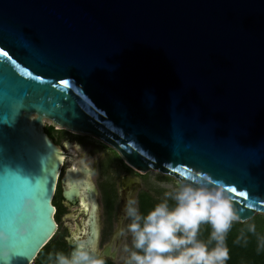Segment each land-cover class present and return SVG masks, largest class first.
Here are the masks:
<instances>
[{"label":"water","instance_id":"water-1","mask_svg":"<svg viewBox=\"0 0 264 264\" xmlns=\"http://www.w3.org/2000/svg\"><path fill=\"white\" fill-rule=\"evenodd\" d=\"M46 119L103 139L139 172L222 183L239 221L264 214V0H0V264H34L56 236L59 182L87 205L72 251L113 261L140 176L122 180L100 251L93 170Z\"/></svg>","mask_w":264,"mask_h":264},{"label":"clouds","instance_id":"clouds-1","mask_svg":"<svg viewBox=\"0 0 264 264\" xmlns=\"http://www.w3.org/2000/svg\"><path fill=\"white\" fill-rule=\"evenodd\" d=\"M169 200L174 205L170 206ZM27 210L34 212L30 207ZM125 213L131 221L127 226L131 247L125 248L128 256L124 264H225L229 259L227 234L233 223L240 220L224 185L200 180L179 182L146 215L140 213L137 201L129 197ZM203 223L212 229L209 243L198 239ZM29 227L30 222L22 224L20 234L27 233ZM249 230L254 232L255 225H250ZM8 238L0 230V240ZM212 242L214 246L210 247ZM47 258L49 264H106L101 255L82 246L69 254L49 253Z\"/></svg>","mask_w":264,"mask_h":264},{"label":"rangeland","instance_id":"rangeland-1","mask_svg":"<svg viewBox=\"0 0 264 264\" xmlns=\"http://www.w3.org/2000/svg\"><path fill=\"white\" fill-rule=\"evenodd\" d=\"M45 125H53V122L49 119L45 120ZM65 128L60 125H55L54 134L57 137L58 141L64 142L65 139H84V147L79 149V152L84 154V158L86 159L87 163L93 167H95L96 172L93 174V180L95 183L102 187L103 184L108 183L111 181V189H113V206L110 209L105 201L104 194L100 196L101 202V220L102 226L104 231V239L103 243H106L112 235L114 229L117 226V209L119 205V191H120V176L129 172L131 175H134V172L129 170L126 160H123L121 154L112 148V146H106L101 140L97 137L82 133L76 132L72 130H64ZM111 155V163L107 166H103V154ZM126 161V162H125ZM130 165V164H129ZM131 166V165H130ZM141 185L134 194V199L137 201L138 204V195L141 191H148L154 197H162L165 198L166 192L174 191L177 184L181 182L179 179L175 178L174 176L162 173L161 171L151 169L147 172H143V175L140 177ZM112 195V194H111ZM139 208V206H138ZM66 212L63 209V212L60 216L58 221L59 223V235H67L66 226L73 228V225L76 221L72 218L68 217L69 215L64 214ZM256 215H264L262 213H258ZM131 221L127 218L124 226V237L122 242L119 245L117 257L113 260V264H124L125 258L128 256V253L125 251L126 247H131V235L128 232V224Z\"/></svg>","mask_w":264,"mask_h":264},{"label":"flooded vegetation","instance_id":"flooded-vegetation-1","mask_svg":"<svg viewBox=\"0 0 264 264\" xmlns=\"http://www.w3.org/2000/svg\"><path fill=\"white\" fill-rule=\"evenodd\" d=\"M45 130L49 134V136H51L54 139V141L57 144H59L64 149V151L67 154L68 153H73V150H76L77 158H83L86 161V159L84 158V154L79 152V149L80 148L82 149L84 147V139L83 138H80V139H65L64 142L60 143L58 141L57 137L54 134L55 124H53V125H45ZM64 130H66V128ZM71 132L73 133V131H71ZM87 134H89V133H87ZM95 137H97V136H95ZM97 138L99 140H101L106 146H110V147L112 146V148H114L115 150H117L119 152V150L116 147H114L113 145H111L110 143L104 141L103 139H101L99 137H97ZM121 156H122V154H121ZM103 157H104L103 158V160H104L103 166H106V165L108 166L111 163V155H109V154L107 155V154L104 153ZM122 158H123V160H125L123 156H122ZM72 163L73 162H72L70 156L67 155L65 157V163H64V166L62 168V175H64L66 173L67 169L72 166ZM86 163H87V161H86ZM125 164H126V166H128L129 170L134 172V175H131L129 172H127V173L122 174L120 176L119 204H120V201H121V194H122V180L127 175H131V176L138 175L140 177H141V175H143L142 172L137 171L135 168L130 166L128 163H125ZM89 166L93 170V173H92V176H93V174H95V172H96V169H95V167H93L91 165H89ZM93 182L95 183L94 180H93ZM140 185H141V182H140ZM95 186H96L97 191H98V201H99V206H100V210L99 211H100V218H101V202H100L101 194H104L105 201H107L106 205L111 209L112 206H113L112 197H113L114 193H113V189H111V181L108 182V183H105V185L103 184L102 187L98 186L96 183H95ZM132 189L135 191V193L138 190V188H136V186H134ZM62 192H63V185H62L61 182H59V184L57 186V189H56V194H55V197H54V204H55L56 209H57L56 220H57V222L59 221L60 216H61V214L63 212V209H65L66 212L64 214L69 215L68 217H70L74 221H76L75 224L73 225V228L75 230H77L79 228V226H82V219L85 216V207H84L85 202H84L83 198H80L75 203L69 202L68 200H66L63 197ZM118 208H119V205H118ZM117 212H118V209H117ZM77 223L79 224L78 226H77ZM58 225H59V223H58ZM58 230H59V228H58ZM66 230H67V235L56 234L55 239H54V243H53V250H52L51 253H54V252H64L65 254L71 253L72 246L68 243L67 237L72 234L73 229H71L70 227L66 226ZM103 233H104V231H103L102 220H101V235H100V242H99L100 251H102L105 248V246L110 242V239H111V235H110L108 241L106 243H103V239H104V234ZM103 258L105 259L106 264H111V257L105 256ZM120 264H122V263H120Z\"/></svg>","mask_w":264,"mask_h":264},{"label":"trees","instance_id":"trees-1","mask_svg":"<svg viewBox=\"0 0 264 264\" xmlns=\"http://www.w3.org/2000/svg\"><path fill=\"white\" fill-rule=\"evenodd\" d=\"M164 199L154 197L148 191H141L138 195L140 213L146 215ZM169 204L172 206L174 202L169 200ZM250 225H255L254 232L249 230ZM211 231L209 224H201L198 239L209 243ZM54 239L55 237L40 251L34 264H49L47 257L53 250ZM226 245L229 249V259L225 264H264V215H255L250 220L234 222L227 234ZM209 246L213 247L214 242Z\"/></svg>","mask_w":264,"mask_h":264},{"label":"snow or ice","instance_id":"snow-or-ice-1","mask_svg":"<svg viewBox=\"0 0 264 264\" xmlns=\"http://www.w3.org/2000/svg\"><path fill=\"white\" fill-rule=\"evenodd\" d=\"M231 191L235 192L236 190L235 189H231ZM239 195L243 196L245 195L244 193H239ZM85 209L87 208V205H84Z\"/></svg>","mask_w":264,"mask_h":264},{"label":"bare ground","instance_id":"bare-ground-1","mask_svg":"<svg viewBox=\"0 0 264 264\" xmlns=\"http://www.w3.org/2000/svg\"><path fill=\"white\" fill-rule=\"evenodd\" d=\"M73 153L75 154V157L77 158V153H76V150H73ZM79 224L77 223V226H78ZM76 230L75 229H73V232H75Z\"/></svg>","mask_w":264,"mask_h":264}]
</instances>
